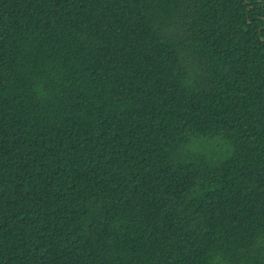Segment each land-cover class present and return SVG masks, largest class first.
Listing matches in <instances>:
<instances>
[{"label":"trees","instance_id":"obj_1","mask_svg":"<svg viewBox=\"0 0 264 264\" xmlns=\"http://www.w3.org/2000/svg\"><path fill=\"white\" fill-rule=\"evenodd\" d=\"M0 264H264V0H0Z\"/></svg>","mask_w":264,"mask_h":264}]
</instances>
